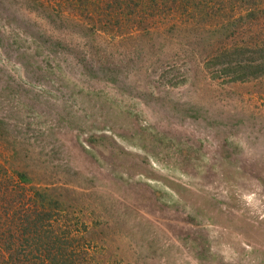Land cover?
Here are the masks:
<instances>
[{"label":"rangeland","instance_id":"1","mask_svg":"<svg viewBox=\"0 0 264 264\" xmlns=\"http://www.w3.org/2000/svg\"><path fill=\"white\" fill-rule=\"evenodd\" d=\"M58 2L0 0V175L16 204L47 192L102 264H264V76L205 62L244 9L157 0L118 27Z\"/></svg>","mask_w":264,"mask_h":264},{"label":"trees","instance_id":"2","mask_svg":"<svg viewBox=\"0 0 264 264\" xmlns=\"http://www.w3.org/2000/svg\"><path fill=\"white\" fill-rule=\"evenodd\" d=\"M222 0L224 6L236 4L243 14L228 20L223 29L225 40L205 62L210 66H222L229 81L244 82L264 76V0ZM59 3V2H58ZM59 8L74 12L90 23L121 26L118 16L134 25L152 16L157 0H61ZM146 13V15H145ZM116 16L115 18H113ZM250 34L238 40L242 29ZM251 24V25H250ZM229 31V32H228ZM1 171V166H0ZM11 175H0V264H102L84 242L82 234L64 223L57 225L54 216L63 212L52 206L56 200L47 192L35 189L23 202L13 194L9 185ZM12 187V188H11ZM19 197L21 195L19 194Z\"/></svg>","mask_w":264,"mask_h":264}]
</instances>
